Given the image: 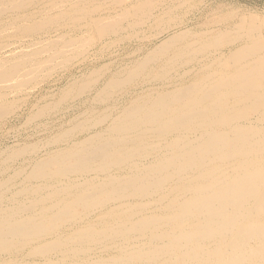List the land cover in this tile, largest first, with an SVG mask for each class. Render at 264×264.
Wrapping results in <instances>:
<instances>
[{"label": "bare ground", "instance_id": "obj_1", "mask_svg": "<svg viewBox=\"0 0 264 264\" xmlns=\"http://www.w3.org/2000/svg\"><path fill=\"white\" fill-rule=\"evenodd\" d=\"M181 4L0 0V127L27 105L17 92L67 72L94 43L125 44L146 25L154 40L187 28L176 17ZM256 24L228 22L173 55L192 28L151 48L140 38L130 62L116 68L98 57L56 104L33 105L28 121L93 92L91 109L103 110L42 147L0 153V264H264V25ZM160 60L152 81L169 88L134 92Z\"/></svg>", "mask_w": 264, "mask_h": 264}, {"label": "rangeland", "instance_id": "obj_2", "mask_svg": "<svg viewBox=\"0 0 264 264\" xmlns=\"http://www.w3.org/2000/svg\"><path fill=\"white\" fill-rule=\"evenodd\" d=\"M180 1L182 2L181 4L182 8H179L177 11H175L177 13L176 17L183 21L187 20L185 21L189 24L187 28L172 30L169 33H167L165 36L160 37L159 40L158 39L154 40L153 38H151V35L154 34L156 28L153 25H146L144 26L143 29L141 28L140 31L137 29V31L133 32L135 36L132 38V41L131 39H129V37H126L124 40L125 44L119 43L113 45L111 43H107V41L104 42V40L98 41L94 43L93 46L94 48L92 46L88 47L81 56L76 57L77 59H75L74 57L69 63L67 72H63L61 69L60 70L58 69L56 70V72L50 74L42 83L34 87L32 90H29L28 93L19 94L20 92H17L16 97L17 98L20 97V99L25 98L27 95H29V97L27 98L28 102L25 107L21 106L19 108H16V110L1 123L0 153H2L3 150L9 149L11 147L16 148L19 145L23 146V144L28 145V144L38 143L39 147H42L43 143L40 142L42 140L47 139L48 137L51 138L53 135L55 136L59 132V130L63 127V125H65L64 128H68L71 125L78 124V122L83 123L87 120L90 121V119L93 117L92 114L94 115V117L91 120L93 119L95 120V118L98 117L100 114L98 112H102L100 110V108L102 109V107L95 108L94 109L95 112L93 109H91V104L96 106L94 102L92 103L93 100L91 101L93 92L88 93V95L84 96V103H81L80 101L81 98L77 100L75 99L70 100L68 98L66 102L62 103V105L53 112H49L48 114L42 115L43 117L39 116L33 121H28L27 119L29 113H31L32 110L31 107H33V105H37L39 108H43L42 105H45L46 103H48L50 106H52L53 103L56 104L57 99L60 97L59 96L60 90L64 88L67 81L74 76H79L80 74L86 72L88 68H91L93 66L92 65L94 64L93 60L97 59L98 57L104 58V60L101 61L102 64L103 62L106 63V61L108 60L115 62L117 65L115 63L113 65L114 66L116 65L115 67L117 68L119 64L128 63L132 60L131 57H127V53L133 52L139 47V46L137 47L136 43L140 38H141L140 43L145 44L146 46L149 44V48H151L159 41L166 39V37L167 38L171 37L172 36L171 34L174 35L177 32L180 33L179 32L180 30L181 32H184L185 30L192 28L190 29L194 32L192 34V37L180 43V45L177 46L179 48L177 47L173 48L171 54L173 55L178 49L182 47L184 48V46H186L188 43H194L192 47L199 48L201 44L204 42V40L206 41L207 38H211L214 35H216L217 32L221 31L226 24L228 25V22L234 23L240 20H245L250 22V20H252L254 22H257L256 24L257 26L260 24L259 25L261 27L260 30H263L262 25H264V0H180ZM210 26L214 28L212 29ZM8 41L10 42V40ZM1 42L2 41L0 40V44ZM211 50L212 51H210L209 53L211 55L207 54L210 57V59L218 58L219 49L216 50L217 52L215 51V49H211ZM2 51L5 52L6 50L4 49ZM101 63H98L96 65H99ZM164 63H167V61L165 62L163 60L162 61L160 60L150 63L148 68H146L142 72L141 74L142 76L140 75V77H138L139 79L136 85L137 86L142 85V86L141 87L136 86L137 89L135 87L134 92L138 91L140 88L145 89L146 92H154L156 90L160 91L162 89L169 88V86L168 87L162 86L165 85L166 83L158 84L155 82L153 83L152 81L153 78L155 77V74L159 75L161 71L164 69L163 66ZM143 82L145 84H143ZM188 82L189 79L186 80L184 83L187 84ZM76 116L78 117L76 118ZM51 123L53 126L50 125ZM60 123L62 124L60 125ZM42 126L45 128H43ZM41 152H43L42 149L40 153ZM22 159L23 158L19 160Z\"/></svg>", "mask_w": 264, "mask_h": 264}]
</instances>
